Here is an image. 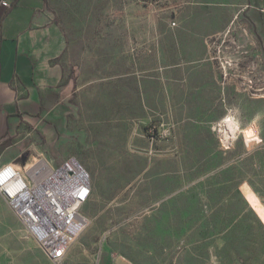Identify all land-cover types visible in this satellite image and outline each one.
Here are the masks:
<instances>
[{
	"label": "crops",
	"instance_id": "obj_1",
	"mask_svg": "<svg viewBox=\"0 0 264 264\" xmlns=\"http://www.w3.org/2000/svg\"><path fill=\"white\" fill-rule=\"evenodd\" d=\"M47 1L10 0L0 14V165L30 166L43 157L55 166L57 148L82 159L94 173L91 159L142 153V165L118 172L134 177L133 188L121 192L116 206L152 213L92 220L105 222L95 264H154L155 240L172 237L164 230L170 220L155 208L175 205L173 197L186 189L193 168L217 167L222 151L214 126L232 105H250L212 41L227 42L233 31L251 32L249 56L264 72V0H173L161 10L152 41L134 54L115 43L108 58L106 51L97 52L96 65L88 47L75 49ZM251 99L264 104L263 95ZM161 120L173 122L175 137L158 144L168 153L150 156L145 131ZM96 187L92 184V195ZM181 220L184 231L185 207ZM86 236L89 231L75 237L61 264H79ZM0 264H55L1 194Z\"/></svg>",
	"mask_w": 264,
	"mask_h": 264
},
{
	"label": "rangeland",
	"instance_id": "obj_2",
	"mask_svg": "<svg viewBox=\"0 0 264 264\" xmlns=\"http://www.w3.org/2000/svg\"><path fill=\"white\" fill-rule=\"evenodd\" d=\"M172 2L48 0L47 5L75 49L80 52L88 47L91 62L95 63L97 52L106 51V56L111 55L115 43L131 50L133 54L137 53L145 42L152 41L156 36L162 18L160 12L171 6ZM250 34L247 30L233 31L234 36H230L227 42L218 38L212 41L214 52L223 57L228 77L235 86L245 89L250 105L244 108L232 105L227 111L226 119L234 126L233 130H226L231 135L229 144H222V133L216 130L222 151L217 167L193 168L192 174L188 175L186 189L173 197L175 205L155 208V212L166 215L165 219L170 220L165 222L164 230L172 234V237L155 240L159 245L153 249L154 264H264V141L259 142L260 136L264 138V104L259 106L257 100L251 99L254 95L264 96V90H257L261 86L257 77L261 71L257 65L252 64L249 56ZM237 35L239 39L233 41ZM76 66L73 69L75 73ZM162 122L168 123L171 128L168 138L152 141L145 131L151 143L146 150L150 156L168 153L169 150L158 144L175 137L172 121H153L149 124L159 126ZM250 126L256 133L254 136H245L244 130ZM54 153L56 167L69 158L65 149L56 148ZM144 158L142 153L131 159L94 158L89 160L95 167L94 173L82 159L77 158L90 173L93 186H97L82 209L90 222L77 236L87 231L90 236L84 239L85 245L78 257L79 264H95L101 251L100 248L96 252L97 242L101 240V245L104 242L102 234L105 222L92 224V220L98 215L117 216L127 213L125 211L128 209L116 206V202L121 192L130 186L134 176L118 174L120 168L140 166ZM184 207L186 226L182 231ZM147 209L140 207L129 210L137 215L152 213L147 212ZM137 249L143 252L146 247L138 246Z\"/></svg>",
	"mask_w": 264,
	"mask_h": 264
},
{
	"label": "built area",
	"instance_id": "obj_3",
	"mask_svg": "<svg viewBox=\"0 0 264 264\" xmlns=\"http://www.w3.org/2000/svg\"><path fill=\"white\" fill-rule=\"evenodd\" d=\"M10 6V0H0V14ZM228 122L225 117L214 126L222 133L223 145L231 142L226 136ZM146 133L152 141L164 139L171 135V128L164 122L159 126L149 124ZM0 194L55 264L62 263L77 233L90 222L82 209L91 198L92 180L74 156L58 167L43 157L30 166L16 162L1 164ZM76 226L79 229L73 233Z\"/></svg>",
	"mask_w": 264,
	"mask_h": 264
},
{
	"label": "bare ground",
	"instance_id": "obj_4",
	"mask_svg": "<svg viewBox=\"0 0 264 264\" xmlns=\"http://www.w3.org/2000/svg\"><path fill=\"white\" fill-rule=\"evenodd\" d=\"M227 125H228L229 129L233 130L234 126H232L231 122H228ZM255 133H256V131H255V129L252 126H250L248 129L244 130V135L245 136H247V135L249 136V134H252V136H254ZM231 134H232V132H231ZM226 136L227 137L231 136L229 130L226 132Z\"/></svg>",
	"mask_w": 264,
	"mask_h": 264
},
{
	"label": "flooded vegetation",
	"instance_id": "obj_5",
	"mask_svg": "<svg viewBox=\"0 0 264 264\" xmlns=\"http://www.w3.org/2000/svg\"><path fill=\"white\" fill-rule=\"evenodd\" d=\"M263 76H264V72H260L259 75L257 76L258 80H260L259 84L261 85L260 88L257 90H264V77ZM261 77H263V78H261Z\"/></svg>",
	"mask_w": 264,
	"mask_h": 264
}]
</instances>
